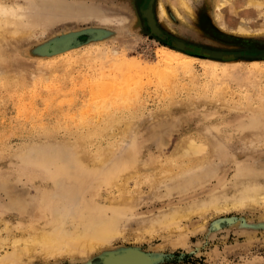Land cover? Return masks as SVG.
Returning <instances> with one entry per match:
<instances>
[{
	"label": "rangeland",
	"instance_id": "obj_1",
	"mask_svg": "<svg viewBox=\"0 0 264 264\" xmlns=\"http://www.w3.org/2000/svg\"><path fill=\"white\" fill-rule=\"evenodd\" d=\"M181 1L154 0L156 36L140 15L143 0H1L21 8L17 20L24 24L15 20L18 35L0 41V179H7L10 191L8 197L0 192V241L7 238L0 256L31 222L47 221L6 208L15 197L31 203L41 189L47 211L58 202L67 207L73 199L87 201L92 211L119 215L125 234L85 256L43 260L35 254L20 264H105L110 254L117 255L111 264L137 254L142 264H264L260 207L194 216L182 221L181 231L136 235V224L155 214L264 181V59L216 60L201 53L264 50V1L249 0L260 2L256 7L235 2L218 16L216 0H187L190 12ZM71 36L69 48L56 46ZM175 41L194 53L182 51L194 61H159L162 48L178 50ZM157 128L165 130L164 147L157 144ZM189 140L204 141L206 152L202 167L188 174L196 184L176 192L175 159ZM106 149L115 151L107 171L118 163L133 175L102 189L94 182L79 188L71 180V162ZM164 166L175 172L165 176ZM106 170L91 168L95 175ZM120 186L124 195L138 198L131 208L114 202Z\"/></svg>",
	"mask_w": 264,
	"mask_h": 264
},
{
	"label": "bare ground",
	"instance_id": "obj_2",
	"mask_svg": "<svg viewBox=\"0 0 264 264\" xmlns=\"http://www.w3.org/2000/svg\"><path fill=\"white\" fill-rule=\"evenodd\" d=\"M239 1L240 2L243 1L247 6H252V7H256V6H258V4H260V2L259 3L253 2V1L250 2L249 0H216V4H215L216 16L219 15L220 10L226 8L228 5H231V4H233L235 2H239ZM262 1H264V0H262ZM187 2H188L187 0H182L181 1V7L186 12H190V7H189V4ZM14 6L12 7L10 5H6L5 3H2L0 0V41H7L9 38H11L13 36H17L18 32L20 30V28H19V30H17V28H16L17 23L15 24L14 21L17 19L20 20V18H23L22 14H21L22 11H21V8H19V9L17 8V5L15 7ZM16 8H17V11H16ZM159 8H160V6H159ZM141 9H143V7ZM147 9H148V7H147ZM161 10L162 9L160 8V11ZM16 12L17 13L19 12L20 15H19V13L17 14ZM161 12L163 13V11H161ZM16 22L19 23L18 20ZM21 22L22 21H20V23ZM20 23H19V26L24 24L23 22H22V24H20ZM9 27H11L12 29L8 30ZM21 30H22V32L20 34H23L24 33L23 30L25 31V28H23ZM25 34L28 35V32L27 33L25 32ZM24 37H25V35H24ZM161 50H163V52L159 53V61L162 62L163 65L169 64L174 60L175 61H185V62H189V61L191 62V60H192V58H190L188 56V54L184 53L185 51L182 52V50H179V49L178 50H171L167 47H164ZM207 57L210 59H216V60H233L235 58L232 55H228V54L223 55V58H215V57H210L208 55H207ZM256 59H258V60L264 59V57H257ZM192 61H194V60H192ZM255 61L253 63L258 65V63H256ZM185 62H183V63H185ZM234 63H236V62H233L231 64H227L225 66H229V67L236 66L237 64H234ZM157 71H159V69H157ZM159 72H161V71H159ZM159 72H157L156 74L158 75ZM162 73L163 72H161V75H162ZM188 106H190V105H188ZM191 106H193V105H191ZM125 122H127V121H125ZM129 123H130V121H129ZM123 124L125 125L124 126V128H125L126 124L125 123H123ZM130 124H132V123H130ZM130 124H127V126L129 127ZM132 125H134V124H132ZM167 126H168V123H167ZM167 126H165V127L167 128ZM128 127H126V128H128ZM131 127H133V126H131ZM129 129L131 130V128H129ZM164 131L165 130H163V128H162V130H159V131H158V128L156 130L155 136H157L156 140H157V144L159 147H164L166 145V143H165V139H166L165 135L166 134L163 133ZM123 132H125V131L123 130ZM78 143H76V144H78ZM118 143H119V141H118ZM202 143L199 140H198V142H196L194 140H189L183 146H181L180 151L178 153L179 155L177 154L178 158L176 157V159H175V160L179 161V164H178L179 166L177 167L178 169L176 168L177 169V171H176L177 175L176 176H180V178H178V180H173V183L176 185L175 186L173 184L174 188H176V192H177V190L180 191V190H183L185 187L193 185V183L196 184L195 183L196 177L194 176L195 179L194 178L192 179L191 177L189 178L188 174L192 173V171H196L198 167L199 168L202 167V166H200L199 158H202V156L204 155L203 153L206 152V151H204V150H206L205 149L206 147L204 148V144H202ZM76 144H75V147H76ZM80 149L82 151V148H80ZM106 150H108V151L103 150L104 152L103 151L100 152V154L101 153L102 154L99 156L96 155V157H92V156L88 157L89 155L88 156L86 155V158H85L81 155L83 157V160L86 162V164H84L83 160H80L77 162L73 160L74 162H71V180L76 178L79 188H83V186L86 182H92V183L94 182L96 185L95 187H97V189L98 188L102 189L103 187L105 188V187H109V186L113 185L114 182L119 177H121V180H122L123 178H126L128 176L131 177L130 175H133V174H130V168L129 167H125L124 165L118 164V163H116L117 165H115L111 171H107L106 168H108V166L106 167V165L108 164V162H110L112 160V157H113L115 151H112L113 149H110L111 151H109V149H106ZM119 150H120V148H119ZM116 151H117V149H116ZM82 153H83V151H82ZM84 153H86V152H84ZM21 154H22V152H21ZM29 157H31V156H29ZM200 162H202V160ZM84 166H85V168H84ZM174 166H175V164H174ZM158 167H160V166H158ZM91 168H96L97 172L99 171L98 173H101V170H104V169L107 172L105 174L95 175V174H92L93 170L91 171ZM161 170H162L161 173L164 174L165 176L171 175L175 172L172 168H166V166L161 168ZM64 174H65V172H64ZM160 176H163V175H160ZM156 178H160V177H158V175H157ZM150 179H151V177H150ZM175 179H177V178H175ZM128 180H130V179H128ZM153 181H155V179H153ZM257 182H258V180H257ZM260 182H262V181H260ZM260 182H258L259 184L258 183L255 184L256 183L255 182L254 185H253V181H251V183H252L251 185L243 182L244 184L240 185V187H237V186L233 187L232 192L230 191L231 193L230 192L228 193L225 191L221 194L219 193L218 195L214 194V195L205 197V199H199L198 198L195 202L190 203L188 205L186 204V206L171 208V209L165 210L163 212H160L159 214H155L152 217H148L142 221L138 220L140 223L138 222L136 224V226H138V229L136 230V232H137L136 235L137 236H138V234L140 235L141 232L143 234H147L149 236H152V235H156L158 233L164 232V231L170 233V232L175 231V229H178V231L179 230L181 231L184 229V228H181L182 221L189 220L194 216H200V217L204 218L207 214L213 215V214L227 213L230 211H238V210H241L244 208H250L251 209V208H255V207H260V209L264 210V186H263V184L261 185ZM52 183H54V182H52ZM262 183H264V181ZM55 184H56V186L59 185V183L58 184L55 183ZM55 184H53L52 186L56 187ZM187 184H188V186H187ZM120 187H118V188H120ZM168 187H170V186L168 185ZM171 187H172V183H171ZM70 188H73V187H70ZM118 188L116 187V189H118ZM174 188H173V190H174ZM120 189L122 190L121 195L116 198L117 201L115 200V198H114L115 201L112 199V202L114 201L116 204H118L119 206H122L124 208H126V207L131 208L132 205L135 204V201L138 200V198L135 200L134 196L133 197L132 196H126L127 194L124 195V193H123V191H124L123 188L121 187ZM159 189H160V187H159ZM35 190H36V192H35L36 196L31 197V199H32L31 203H30V201H28V198L15 197L14 199L9 200V203L7 204L6 208L16 210L20 214L28 213L29 216L31 214L32 219H35L36 221H38L39 216L43 215L45 218H47V221L43 225H36L35 224L36 222H31L30 225L26 229L25 236L23 235V237H20V238L16 237L15 239L10 240L8 247H10L11 251L10 252H7V251L3 252V255L0 256V264H20V262H23V259L30 258L32 255H35V254H38L43 260H50V259L51 260H57V259L65 257V256L71 257V255H73V254L85 256L88 253H90L91 251L98 249V248H101L102 246H105V245L108 246L112 241H114L118 238H122L124 236V234H125L124 229H126V228H125L124 222H123L124 226H122L123 225L122 223L120 224L121 220H120L119 215L112 214L110 216L109 215L106 216L104 213L102 214V212L92 211L91 208L89 207V205H87L88 204L87 201H82V203L80 201L79 203H77L76 202L77 200L73 199V198L72 199L74 201L76 200L75 201L76 204L74 203L73 200H71L74 203V205L72 202L70 203V201H69L68 203H66L67 207H65V205L63 206V205H61V203L58 202L56 207L53 206V208H52L53 210L47 211V208H49V207L45 206L46 198H47L46 193L41 189H35ZM171 190H172V188H171ZM68 191L70 192V190H68ZM0 192H3L7 197H8V195H10L8 181L5 178L0 179ZM55 193H58V192H55ZM55 193H54V195H55ZM83 194H84V192H83ZM54 195H52V197ZM93 204H94V202H93ZM32 207H34V210H36V211L31 212ZM92 209H93V207H92ZM111 209H113V208H111ZM33 214H35V215H33ZM3 221H5V223H2L3 226H4V224L8 223V222H6V220H3ZM9 227L10 226H8L6 224V226L4 228H5V230L9 231ZM4 228L2 230L4 232H6L4 230ZM138 230H139V233H138ZM8 234H6V235H8ZM11 238H13V237H11ZM6 239L7 238H5L3 240L5 241ZM3 240L1 239V241H0L1 242L0 243V249L1 250L3 249V246L5 245V243H3ZM5 248H7V246ZM143 260H144L143 255L137 254L136 256H133V258H131L130 260L125 259L120 264H142Z\"/></svg>",
	"mask_w": 264,
	"mask_h": 264
},
{
	"label": "water",
	"instance_id": "obj_3",
	"mask_svg": "<svg viewBox=\"0 0 264 264\" xmlns=\"http://www.w3.org/2000/svg\"><path fill=\"white\" fill-rule=\"evenodd\" d=\"M153 3H154V0H143V3L141 5L139 11H140V14L142 13L141 15L146 21V25L150 30V34L159 36L160 32H159V29L156 25L154 13H153ZM145 5L148 6V9H147V11L142 12V10H144V9H141V8L144 7ZM144 13H146V14H144ZM86 33L88 34L90 32H86ZM86 33H80V34H86ZM96 33H97V31H96ZM73 38H74V36H71V37L66 38L65 40L60 41V42L55 43V44H57L56 46L58 48H62V49L69 48L72 44ZM173 45L176 49H179L182 51H188L189 50V48L187 46H185L180 41H175ZM50 49L52 50V52H56V50L54 48L51 47ZM201 53L205 54V55L207 54L208 56L215 57V58H223V55H226V54L232 55L233 57H240V56L264 57V50H246L242 53H229V52H221V51H213V50H208V49H201ZM123 254H126V252H124ZM112 256L117 257V255H111V254L108 255L106 257V263L105 264H111L114 261L111 258ZM145 264H148V262H146Z\"/></svg>",
	"mask_w": 264,
	"mask_h": 264
},
{
	"label": "trees",
	"instance_id": "obj_4",
	"mask_svg": "<svg viewBox=\"0 0 264 264\" xmlns=\"http://www.w3.org/2000/svg\"><path fill=\"white\" fill-rule=\"evenodd\" d=\"M185 52H187V53H189V54H194V53H192V52H190V51H185Z\"/></svg>",
	"mask_w": 264,
	"mask_h": 264
}]
</instances>
